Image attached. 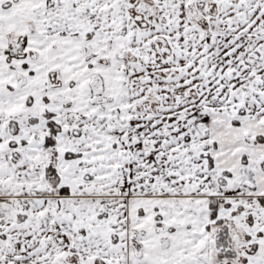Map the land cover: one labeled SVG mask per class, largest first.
I'll use <instances>...</instances> for the list:
<instances>
[{
  "label": "snow or ice",
  "instance_id": "snow-or-ice-1",
  "mask_svg": "<svg viewBox=\"0 0 264 264\" xmlns=\"http://www.w3.org/2000/svg\"><path fill=\"white\" fill-rule=\"evenodd\" d=\"M0 264H264V0H0Z\"/></svg>",
  "mask_w": 264,
  "mask_h": 264
}]
</instances>
